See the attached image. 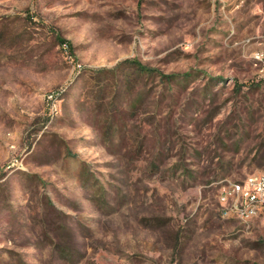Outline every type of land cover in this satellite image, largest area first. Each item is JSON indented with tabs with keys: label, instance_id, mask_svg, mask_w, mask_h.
<instances>
[{
	"label": "rangeland",
	"instance_id": "rangeland-1",
	"mask_svg": "<svg viewBox=\"0 0 264 264\" xmlns=\"http://www.w3.org/2000/svg\"><path fill=\"white\" fill-rule=\"evenodd\" d=\"M264 0H0V264H264Z\"/></svg>",
	"mask_w": 264,
	"mask_h": 264
},
{
	"label": "built area",
	"instance_id": "built-area-1",
	"mask_svg": "<svg viewBox=\"0 0 264 264\" xmlns=\"http://www.w3.org/2000/svg\"><path fill=\"white\" fill-rule=\"evenodd\" d=\"M220 198L241 216L254 214L264 207V173H254L242 180L229 181Z\"/></svg>",
	"mask_w": 264,
	"mask_h": 264
}]
</instances>
